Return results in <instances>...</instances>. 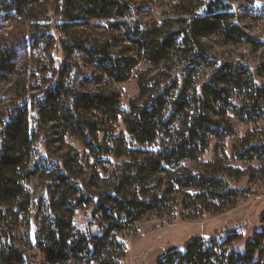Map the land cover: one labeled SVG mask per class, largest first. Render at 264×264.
Listing matches in <instances>:
<instances>
[{
	"label": "trees",
	"instance_id": "obj_1",
	"mask_svg": "<svg viewBox=\"0 0 264 264\" xmlns=\"http://www.w3.org/2000/svg\"><path fill=\"white\" fill-rule=\"evenodd\" d=\"M171 1L172 17L143 27L127 21V0L5 2L0 13L9 22L49 20V6L56 7L60 21L55 33L40 29L30 43L46 52L61 51L68 62L52 67L47 88L38 97L29 94L35 89L29 87L28 73L33 79L40 70L20 72L17 52L0 51V84H10L12 97L20 101L0 111V264H25L16 230L21 219L28 225L32 201L26 185L36 178L49 180L47 212L38 225L47 264H121L127 247L118 236L144 219L217 216L253 194L231 185L229 180L244 172L224 164L225 141L235 139V163H264V129L259 125L264 123V63L250 68L219 61L207 42L215 38L254 50L263 43L248 34L220 0ZM91 21H106L114 38L99 42L78 29ZM73 55L98 69L96 79H84L86 85L103 78L121 84L140 63L149 65L137 79L139 95L129 102L125 115L119 94L84 90L70 79ZM122 115L124 132L111 133L113 147H100L99 135L112 126L115 131ZM44 124L60 130L61 140L69 134L93 155L118 160L103 195L88 197L85 190L95 185L85 188L79 177H72L66 161L50 163L55 165L51 178L31 166ZM240 127H247L243 135ZM215 142L225 157H211ZM173 195H178L176 201ZM80 206H94L99 233L73 225ZM155 264H264V214L248 240L239 226L220 229L209 237L188 239Z\"/></svg>",
	"mask_w": 264,
	"mask_h": 264
},
{
	"label": "rangeland",
	"instance_id": "obj_2",
	"mask_svg": "<svg viewBox=\"0 0 264 264\" xmlns=\"http://www.w3.org/2000/svg\"><path fill=\"white\" fill-rule=\"evenodd\" d=\"M10 0H0V11L3 9L5 2ZM131 8L130 16L127 21L132 24L143 26L159 25L168 17H172L171 0H127ZM228 5L234 14L236 21L241 24L248 34L256 37L263 43L259 49H252L247 45L232 46L221 42L219 39H210L207 45L211 48L213 56L219 61H228L232 63H241L255 68L264 63V0H220ZM49 20H40L35 23H27L23 19L6 21L3 20V12L0 13V51L5 49H13L17 52V64L20 72L22 68L29 71H35L32 79L28 73L29 87L32 92L30 95L40 96L46 90V81L50 77L52 67L58 68L62 62H68V58L61 51L46 52L42 46L33 47L30 43V37L37 34L40 29L52 30L55 33L59 24V19L55 15L56 7L49 6ZM84 34L89 35L91 39L102 42L105 39L114 38V32H109L106 21H91L88 26L78 27ZM57 35V33H56ZM71 77L75 78L77 87L92 92L109 90L119 94L121 99L122 110H128L129 102L139 95L137 79L139 75L149 69V65L140 63L139 66L131 73L129 79L121 84H112L99 81L98 84L93 82L86 85L84 79L86 77L96 79L99 76L96 66L85 63L80 56L73 55L70 58ZM22 75L18 76L15 81L21 82ZM15 82V83H16ZM10 84H0V111L7 110L16 102H20L18 98L12 97ZM14 89H17L13 86ZM80 89V90H82ZM102 89V90H101ZM17 93V90H13ZM264 129V123L259 124ZM123 115L116 125L109 128L108 133H102L98 137V145L100 147H113L114 141L110 140L111 133L114 136L123 133ZM253 128V127H252ZM247 131V127L238 129L239 135H243ZM60 130L52 128L51 125L41 127V135L34 145V153L31 166L37 167L40 171L50 175H54L55 165L50 163H61L66 161L73 169V178H78L79 183L90 186L95 185L91 189H86L88 197L96 200L100 195L107 191L110 182L109 175L114 172L115 164L118 160L114 157L102 156L100 154L93 155L89 152L83 142L76 137L66 134L61 140L58 136ZM235 139L225 141V151L228 160L224 164L240 168L244 173L241 178L230 179V183L234 187L249 188L253 194L246 199L238 202L232 210L226 211L217 216H204L199 220H184L178 214L170 217L157 218L155 216L144 219L133 229L126 230L118 238L126 244V252L121 259V264H155L156 258L163 254L168 248H181L183 244L190 238L195 236H212L217 230L239 226L243 230L244 241L251 238L254 231L260 228V218L264 214V174L258 172L264 168V163H235L231 157V148ZM218 144L215 142L211 146V157L217 154L225 157ZM101 151V150H100ZM205 157V159L211 158ZM50 166V167H49ZM49 167V168H48ZM264 170V169H263ZM99 179V180H98ZM31 195V214L28 225L23 219L19 222V228L16 230V239L25 254V264H47L42 253L40 241L42 234L38 230V225L46 215L47 205L45 201L48 198L49 180L36 178L26 185ZM178 195H173L176 201ZM39 217V218H38ZM98 215L94 214V206H80L72 219L73 225L90 234L99 233Z\"/></svg>",
	"mask_w": 264,
	"mask_h": 264
},
{
	"label": "crops",
	"instance_id": "obj_3",
	"mask_svg": "<svg viewBox=\"0 0 264 264\" xmlns=\"http://www.w3.org/2000/svg\"><path fill=\"white\" fill-rule=\"evenodd\" d=\"M202 236H203V235H202ZM204 237H206V236H204ZM176 248H178V247H176ZM176 248H171V249L168 248L167 250H165V251L163 252V254H164L165 252L169 251V250L176 249ZM163 254H162V255H163ZM162 255H160V256H162ZM160 256H158V257L156 258V260H157ZM155 262H156V261H155Z\"/></svg>",
	"mask_w": 264,
	"mask_h": 264
}]
</instances>
